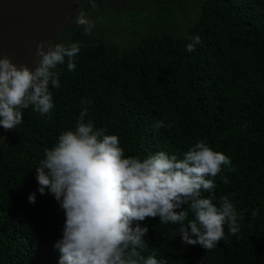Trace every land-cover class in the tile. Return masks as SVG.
I'll return each mask as SVG.
<instances>
[{"label": "trees", "instance_id": "trees-1", "mask_svg": "<svg viewBox=\"0 0 264 264\" xmlns=\"http://www.w3.org/2000/svg\"><path fill=\"white\" fill-rule=\"evenodd\" d=\"M149 3L178 12L188 22L185 32L168 30L172 16L165 13L151 22L165 29L125 48L86 35L78 25L49 44L78 42L80 51L73 71L67 63L57 66L60 87L50 86L51 118L30 106L20 125L0 134V264H59L54 245L62 238L65 213L47 190L38 192L35 169L60 133L74 130L84 107L85 122L118 136L125 157L164 151L182 158L203 140L231 159L214 178L213 203L228 196L242 214L237 235L225 225V238L206 251L185 245L179 225L149 217L132 225L148 229L145 247L137 249L142 257L167 264H264V0H196L191 10L182 8V0ZM184 11L194 18L185 20ZM195 35L201 43L188 52ZM160 120L171 127L155 128ZM33 192L35 204L28 201Z\"/></svg>", "mask_w": 264, "mask_h": 264}, {"label": "clouds", "instance_id": "clouds-1", "mask_svg": "<svg viewBox=\"0 0 264 264\" xmlns=\"http://www.w3.org/2000/svg\"><path fill=\"white\" fill-rule=\"evenodd\" d=\"M90 3L96 7L94 0ZM73 22L91 34L94 22L85 13ZM189 39L186 51L193 52L201 37ZM79 51L78 42L47 48L40 43L34 69L14 64L7 56L0 58V127L14 130L22 123V110L30 106L50 119L54 109L50 86L60 87L57 66L67 63L73 71ZM85 103L82 99L81 104ZM87 115L84 107L74 130L61 132L35 169L38 192L44 195L47 190L65 213L62 238L54 245L60 252L59 264H167L154 256L144 258L137 251L145 247L142 238L148 229L139 223L133 227V222L149 217H159L161 224L179 225L185 245H199L206 251L225 238V225L230 235H237L242 214L238 216L228 196L220 197L219 205L213 203L214 178L222 166L231 165L230 157L203 140L182 158L164 151L144 159L125 157L118 136L107 135L106 129L96 128L90 119L85 122ZM154 127L171 125L160 120ZM202 190L210 195L203 196ZM28 201L35 204V192ZM189 213L193 219H188Z\"/></svg>", "mask_w": 264, "mask_h": 264}, {"label": "water", "instance_id": "water-1", "mask_svg": "<svg viewBox=\"0 0 264 264\" xmlns=\"http://www.w3.org/2000/svg\"><path fill=\"white\" fill-rule=\"evenodd\" d=\"M77 0H0V58L35 68L36 46L46 48L72 26ZM6 130L0 127V134Z\"/></svg>", "mask_w": 264, "mask_h": 264}, {"label": "rangeland", "instance_id": "rangeland-1", "mask_svg": "<svg viewBox=\"0 0 264 264\" xmlns=\"http://www.w3.org/2000/svg\"><path fill=\"white\" fill-rule=\"evenodd\" d=\"M148 1L178 2L180 0H121L116 4H112L113 1L100 3L94 10H90V12L96 11L95 14L90 13L91 16L86 14L94 22L90 35L105 36L110 42L114 40L115 43H118L120 48L137 42L141 37L153 35L155 31L162 28L156 23H151L154 17L159 19L168 12L164 10L165 7L163 8L161 3H149ZM182 2L183 9L191 10L192 6L196 8V0H182ZM170 6L173 8V4ZM172 14L168 13L172 18L171 25L167 29L173 33L176 29H180L182 33L185 32L188 22L181 21L178 12L175 13L176 16ZM184 15H186L185 20L194 18L190 11L188 13L184 11ZM82 31L84 32L83 28ZM59 40L60 38L57 41ZM54 45L52 44L50 47H54Z\"/></svg>", "mask_w": 264, "mask_h": 264}, {"label": "flooded vegetation", "instance_id": "flooded-vegetation-1", "mask_svg": "<svg viewBox=\"0 0 264 264\" xmlns=\"http://www.w3.org/2000/svg\"><path fill=\"white\" fill-rule=\"evenodd\" d=\"M111 1H113L112 4H116V3H119V1H121V0H94V3L97 6L100 3H103V2H111ZM76 3H77V8L75 9V12L73 14L72 27H75L76 26V24L73 22L74 19H75V16L79 15L81 12L85 13V15L86 14H89L91 16L90 10L93 8L91 6L90 0H77ZM95 13H96V11H94L92 14H95ZM185 16L186 15H184V17Z\"/></svg>", "mask_w": 264, "mask_h": 264}]
</instances>
